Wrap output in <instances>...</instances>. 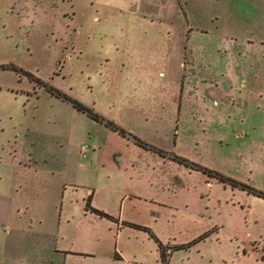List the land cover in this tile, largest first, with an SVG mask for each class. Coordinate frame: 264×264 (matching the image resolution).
<instances>
[{
    "label": "rangeland",
    "instance_id": "rangeland-1",
    "mask_svg": "<svg viewBox=\"0 0 264 264\" xmlns=\"http://www.w3.org/2000/svg\"><path fill=\"white\" fill-rule=\"evenodd\" d=\"M0 65V264H264V0H0Z\"/></svg>",
    "mask_w": 264,
    "mask_h": 264
},
{
    "label": "trees",
    "instance_id": "trees-1",
    "mask_svg": "<svg viewBox=\"0 0 264 264\" xmlns=\"http://www.w3.org/2000/svg\"><path fill=\"white\" fill-rule=\"evenodd\" d=\"M0 68H6V69H8V68H15V67H13V66H11V65H0ZM39 80H40V79H39ZM39 80H38V81H39ZM40 82H42V81H40ZM52 90H54V89H52ZM55 93L57 94L58 97L63 98L64 100H71V101H73V99H67V98H69V96H67V94H65V93H60V92H58V91H56V90H55ZM73 104H74V106H75L78 110H80V111H82V112H87L91 117H93V118H95V119H97V120H100V119H101L100 116H99L96 112H93V110H92L91 108L85 106L82 102H80V101H78V100H74V101H73ZM101 120H102V119H101ZM107 124H108L111 128H113V129H115V130H119V127H118L115 123H113L112 121H108ZM124 132H125V131L121 130V133H124ZM136 141H137V143H142V144H143V142H142L140 139H138V138H136ZM259 194L264 195L263 192H259ZM96 211H97V210H96ZM97 212H101L100 214H101L102 216H105V217H109V218H111V216H110L109 214H107V213H104V212H102V211H97ZM139 227H142V226H139Z\"/></svg>",
    "mask_w": 264,
    "mask_h": 264
}]
</instances>
